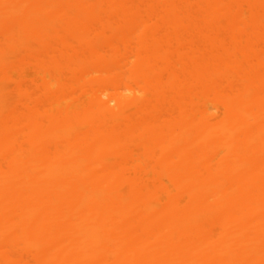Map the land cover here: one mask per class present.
<instances>
[{
  "label": "bare ground",
  "instance_id": "obj_1",
  "mask_svg": "<svg viewBox=\"0 0 264 264\" xmlns=\"http://www.w3.org/2000/svg\"><path fill=\"white\" fill-rule=\"evenodd\" d=\"M0 264H264V0H0Z\"/></svg>",
  "mask_w": 264,
  "mask_h": 264
},
{
  "label": "rangeland",
  "instance_id": "obj_2",
  "mask_svg": "<svg viewBox=\"0 0 264 264\" xmlns=\"http://www.w3.org/2000/svg\"><path fill=\"white\" fill-rule=\"evenodd\" d=\"M26 67H28V66H26ZM29 68V67H28ZM25 69V68H24ZM28 72H26V70H25V73L29 76V78H33V77H35V75L33 74V73H31L32 72V69H31V72H30V70L28 69L27 70ZM29 73V74H28ZM31 73V74H30ZM34 75V76H33ZM79 96V95H78ZM80 97V96H79ZM81 98H83L82 96H81ZM220 108L219 107H216V108H211V112L215 115V117L216 116H219L220 115Z\"/></svg>",
  "mask_w": 264,
  "mask_h": 264
}]
</instances>
